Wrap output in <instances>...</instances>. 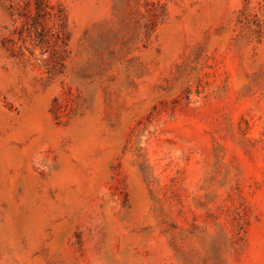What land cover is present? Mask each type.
<instances>
[{
	"label": "rangeland",
	"instance_id": "1",
	"mask_svg": "<svg viewBox=\"0 0 264 264\" xmlns=\"http://www.w3.org/2000/svg\"><path fill=\"white\" fill-rule=\"evenodd\" d=\"M0 264H264V0H0Z\"/></svg>",
	"mask_w": 264,
	"mask_h": 264
}]
</instances>
